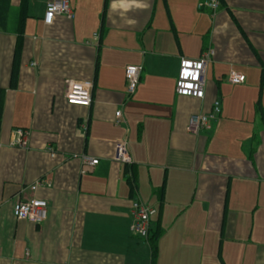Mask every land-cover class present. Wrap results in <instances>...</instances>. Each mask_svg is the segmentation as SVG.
Returning <instances> with one entry per match:
<instances>
[{
  "label": "crops",
  "instance_id": "1",
  "mask_svg": "<svg viewBox=\"0 0 264 264\" xmlns=\"http://www.w3.org/2000/svg\"><path fill=\"white\" fill-rule=\"evenodd\" d=\"M48 1L28 0L20 22L22 0H0V264H152L135 201L161 233L154 264H264V0L214 13L204 0H70L73 16L47 25ZM208 49L205 96L178 95L182 60ZM128 65L142 68L131 97ZM71 80L94 82L91 106L67 103ZM216 100L220 115L191 133ZM119 143L131 164L114 160ZM83 156L99 163L83 172ZM34 196L46 221L17 220L15 201Z\"/></svg>",
  "mask_w": 264,
  "mask_h": 264
},
{
  "label": "built area",
  "instance_id": "2",
  "mask_svg": "<svg viewBox=\"0 0 264 264\" xmlns=\"http://www.w3.org/2000/svg\"><path fill=\"white\" fill-rule=\"evenodd\" d=\"M221 5L220 0H204L200 3V9H210L213 13L216 12ZM57 15H66L71 18L73 10L70 0H50L46 5V12L44 16V23L51 25ZM214 55L213 49L203 50L200 57L196 60L183 59L177 80L176 93L178 95L195 96L203 98L206 92V68ZM142 68L136 65H128L126 67L125 76L127 83V95L133 96L139 86ZM229 79L233 84L245 83L246 75L237 70L232 69L229 73ZM94 82L90 80L77 81L71 80L68 82L65 91V98L70 105H79L89 107L93 100ZM221 101L216 100L213 104L210 113L201 112L193 113L189 119L188 129L193 134H199L201 131L210 127V119L221 113ZM117 118L121 117V111L116 112ZM119 120V119H118ZM117 120V121H118ZM18 144L24 146L26 144L27 132L23 129L18 130ZM51 157L56 156V152L52 147L48 148ZM114 160L124 165L132 163L131 156L124 143H119L116 147ZM84 169L86 172L91 166L99 163V159L83 156ZM45 181L39 180L33 184L30 189L36 191L37 188ZM14 217L17 220H26L36 224H42L46 221L49 215L48 202L39 197H31L28 199L17 200L13 206ZM152 209L143 202L135 201L132 206V224L131 231L133 234L148 238L150 235V216Z\"/></svg>",
  "mask_w": 264,
  "mask_h": 264
},
{
  "label": "trees",
  "instance_id": "3",
  "mask_svg": "<svg viewBox=\"0 0 264 264\" xmlns=\"http://www.w3.org/2000/svg\"><path fill=\"white\" fill-rule=\"evenodd\" d=\"M27 2L28 0H22V8H21V19L20 22H23V18H24V14L26 13V6H27ZM21 26L23 25L22 23L20 24ZM20 52V49L17 48L16 51V55L18 56ZM17 60L15 61V66H14V74L16 75V71H17ZM1 116V115H0ZM0 125H1V119H0ZM127 174V179L129 184L131 185V188L134 189L137 186V181H136V172L133 169V167L129 168L128 171H126ZM160 232H156L153 236H149V243H150V247H151V254H152V264L155 263V259L157 257V253H158V238L160 236Z\"/></svg>",
  "mask_w": 264,
  "mask_h": 264
},
{
  "label": "rangeland",
  "instance_id": "4",
  "mask_svg": "<svg viewBox=\"0 0 264 264\" xmlns=\"http://www.w3.org/2000/svg\"><path fill=\"white\" fill-rule=\"evenodd\" d=\"M32 6H33V4H32ZM142 243H145L146 242V240H143V241H141Z\"/></svg>",
  "mask_w": 264,
  "mask_h": 264
}]
</instances>
